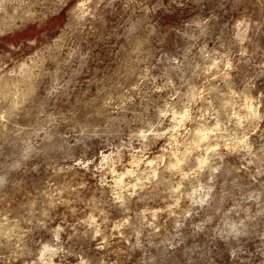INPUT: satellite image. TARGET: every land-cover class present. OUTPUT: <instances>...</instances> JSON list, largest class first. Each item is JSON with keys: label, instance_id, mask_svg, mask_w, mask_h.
I'll return each instance as SVG.
<instances>
[{"label": "rangeland", "instance_id": "374dc122", "mask_svg": "<svg viewBox=\"0 0 264 264\" xmlns=\"http://www.w3.org/2000/svg\"><path fill=\"white\" fill-rule=\"evenodd\" d=\"M0 264H264V0H0Z\"/></svg>", "mask_w": 264, "mask_h": 264}]
</instances>
